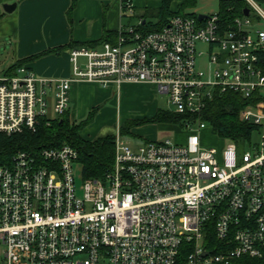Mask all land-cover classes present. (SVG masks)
I'll use <instances>...</instances> for the list:
<instances>
[{
	"label": "built area",
	"instance_id": "built-area-1",
	"mask_svg": "<svg viewBox=\"0 0 264 264\" xmlns=\"http://www.w3.org/2000/svg\"><path fill=\"white\" fill-rule=\"evenodd\" d=\"M244 1L249 15L228 28L218 13L202 20L177 13L159 32L144 35L139 22L122 27L115 43L71 49L69 78H40L24 65L0 78V134L7 136L64 116L73 81L118 90L150 84L176 114L194 118L184 121V144L132 147L117 130L113 166L102 179L82 177L69 145L19 151L0 165L4 264H177L185 250V264L264 259V133L243 155L227 140L223 149L205 147L202 137L201 114L217 93L251 101L241 120L264 129V11ZM122 5L134 15L131 0ZM199 45L208 48V70L197 69Z\"/></svg>",
	"mask_w": 264,
	"mask_h": 264
},
{
	"label": "crops",
	"instance_id": "crops-1",
	"mask_svg": "<svg viewBox=\"0 0 264 264\" xmlns=\"http://www.w3.org/2000/svg\"><path fill=\"white\" fill-rule=\"evenodd\" d=\"M252 1L264 11V0ZM74 2L75 7L69 19L68 12ZM131 2L135 11L133 16L123 11L122 0H0V41L12 43L13 64L47 50L68 47L60 53L49 54L24 66L40 78H69L72 74L69 45L92 46V43L106 37L116 41L122 27L137 26L144 11L156 10L162 5L161 0ZM183 2L174 0L171 12L180 11ZM198 3L199 0L187 12L194 13ZM12 4L17 5L16 9L11 14L6 13L4 6ZM133 22L136 23L133 25ZM130 86L148 87L153 94H157L155 86L146 83L123 84L120 90ZM105 90L98 84L73 81L68 110L70 122L78 123L91 112L103 100L97 94Z\"/></svg>",
	"mask_w": 264,
	"mask_h": 264
},
{
	"label": "trees",
	"instance_id": "trees-1",
	"mask_svg": "<svg viewBox=\"0 0 264 264\" xmlns=\"http://www.w3.org/2000/svg\"><path fill=\"white\" fill-rule=\"evenodd\" d=\"M174 0H161L162 5L156 10H146L140 17V25L138 30L142 34H149L161 31L168 23L170 18L175 14L195 16L196 14L187 12L196 6L197 0H184L180 11L171 12V5ZM75 2L68 12V18L74 10ZM249 5L244 0H221L219 5V16L223 27L228 28L237 17H241L245 9ZM152 20H155L152 21ZM106 42L115 43L107 37L91 45H101ZM74 49L78 46L69 45ZM68 47H59L47 50L43 53L28 57L13 64L4 73L6 77L15 76L17 70L23 65L34 62L44 56L52 53H60ZM252 102L245 100L241 95L233 92L217 93L201 114V119L210 128L211 133L222 140H227L236 144L238 154L243 155L247 152L248 147L252 144V139L262 129L260 127L244 123L241 120L242 110ZM97 108L93 109L89 117L81 123H71L68 111L64 116L47 123L43 120L35 132L24 131L21 134L7 136L0 134V165H10L13 157L19 151H28L38 154L43 149H57L65 145H69L76 149L79 154L78 163L81 167V174L84 179H102L112 168L114 162L115 151V135H107L98 137L92 141L84 140L80 132L88 124H90L97 112ZM191 119L189 115L171 114L158 111L155 118L151 122L178 124L184 126L186 119ZM192 121L194 120L191 119ZM123 135L130 134V128H122ZM125 137V136H124ZM215 232H210L213 243L216 244ZM219 245V244H218ZM216 252V251H212ZM188 250L181 253L177 264H185ZM237 264H264L263 260L244 258L239 260Z\"/></svg>",
	"mask_w": 264,
	"mask_h": 264
},
{
	"label": "rangeland",
	"instance_id": "rangeland-1",
	"mask_svg": "<svg viewBox=\"0 0 264 264\" xmlns=\"http://www.w3.org/2000/svg\"><path fill=\"white\" fill-rule=\"evenodd\" d=\"M217 12H219V0H199L194 14L210 16ZM136 17L138 18V14ZM251 18L255 19L254 13ZM259 27L264 29V24H260ZM11 44L0 41V77L4 76L8 68L13 65V46ZM198 52L202 53V56L197 58V69L208 70V48L199 45ZM97 96L103 100L95 106L98 110L92 122L80 132L84 140L89 141L101 136L115 135L117 130L130 128L129 135H123L121 130L120 134L125 141L133 142L131 143L132 147H135L139 142H159L166 139L173 143H185L187 132L180 125L151 122L156 116L157 111L155 112V110L176 114V108L169 103V96L153 94L148 87L143 86H130L121 90L115 87L109 88L101 94L98 93ZM91 112H88L78 123L85 121ZM50 116H55L52 109ZM202 133L205 147L223 149L224 142L213 136L210 128L205 129ZM262 133H264V129H262ZM261 141V135L255 134L252 145H259ZM76 178L77 186L80 187L81 179L78 170ZM2 251L4 249L0 246V264L6 262Z\"/></svg>",
	"mask_w": 264,
	"mask_h": 264
},
{
	"label": "water",
	"instance_id": "water-1",
	"mask_svg": "<svg viewBox=\"0 0 264 264\" xmlns=\"http://www.w3.org/2000/svg\"><path fill=\"white\" fill-rule=\"evenodd\" d=\"M16 4H12V5H5L4 6V10L6 11V13H9L11 14L15 9H16ZM244 15L248 16L249 15V10L248 9H245L244 10ZM205 17L207 16H204V15H198V19L199 20H202L204 19Z\"/></svg>",
	"mask_w": 264,
	"mask_h": 264
}]
</instances>
